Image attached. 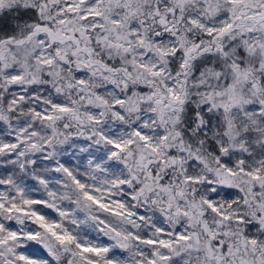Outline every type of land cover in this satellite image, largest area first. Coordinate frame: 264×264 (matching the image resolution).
<instances>
[{
	"label": "snow or ice",
	"instance_id": "6c2138e0",
	"mask_svg": "<svg viewBox=\"0 0 264 264\" xmlns=\"http://www.w3.org/2000/svg\"><path fill=\"white\" fill-rule=\"evenodd\" d=\"M0 264H264V0H0Z\"/></svg>",
	"mask_w": 264,
	"mask_h": 264
}]
</instances>
